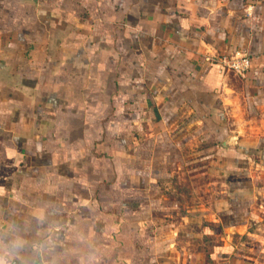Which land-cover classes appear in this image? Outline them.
I'll return each instance as SVG.
<instances>
[{"label":"crops","instance_id":"obj_1","mask_svg":"<svg viewBox=\"0 0 264 264\" xmlns=\"http://www.w3.org/2000/svg\"><path fill=\"white\" fill-rule=\"evenodd\" d=\"M0 261L264 264V0H0Z\"/></svg>","mask_w":264,"mask_h":264},{"label":"built area","instance_id":"obj_2","mask_svg":"<svg viewBox=\"0 0 264 264\" xmlns=\"http://www.w3.org/2000/svg\"><path fill=\"white\" fill-rule=\"evenodd\" d=\"M209 58L214 59L226 69H231L239 74H243L249 67L248 57L243 53H235L229 56H219L216 58L211 56Z\"/></svg>","mask_w":264,"mask_h":264},{"label":"clouds","instance_id":"obj_3","mask_svg":"<svg viewBox=\"0 0 264 264\" xmlns=\"http://www.w3.org/2000/svg\"><path fill=\"white\" fill-rule=\"evenodd\" d=\"M0 264H3V261H0Z\"/></svg>","mask_w":264,"mask_h":264}]
</instances>
